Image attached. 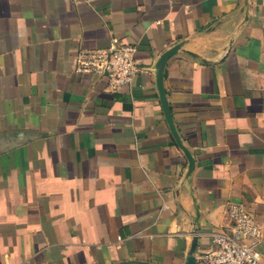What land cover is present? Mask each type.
<instances>
[{
    "label": "crops",
    "instance_id": "crops-1",
    "mask_svg": "<svg viewBox=\"0 0 264 264\" xmlns=\"http://www.w3.org/2000/svg\"><path fill=\"white\" fill-rule=\"evenodd\" d=\"M112 37L114 93L73 69ZM230 203L264 257V0H0V264H183Z\"/></svg>",
    "mask_w": 264,
    "mask_h": 264
},
{
    "label": "built area",
    "instance_id": "built-area-1",
    "mask_svg": "<svg viewBox=\"0 0 264 264\" xmlns=\"http://www.w3.org/2000/svg\"><path fill=\"white\" fill-rule=\"evenodd\" d=\"M73 69L78 74L99 75L109 92H118L145 70L136 57V46L112 37L102 48L77 50ZM227 227L212 233L213 247L196 256V264H264L257 249L261 225L242 203H230L225 211Z\"/></svg>",
    "mask_w": 264,
    "mask_h": 264
},
{
    "label": "water",
    "instance_id": "water-1",
    "mask_svg": "<svg viewBox=\"0 0 264 264\" xmlns=\"http://www.w3.org/2000/svg\"><path fill=\"white\" fill-rule=\"evenodd\" d=\"M173 51H174V49H170V50L164 52L156 64L157 83H158V86H159L160 92H161V101H162V104L164 107V112L166 113L168 118H169V116H168V111H167V105L165 103L163 91L161 89V81H162L163 65H164L166 59L173 53ZM196 247H197V236H194L192 241H191L189 253H188L186 260L183 264H196V256H195Z\"/></svg>",
    "mask_w": 264,
    "mask_h": 264
}]
</instances>
